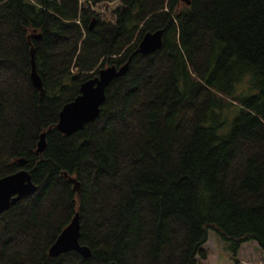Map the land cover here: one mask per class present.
Here are the masks:
<instances>
[{"label": "trees", "instance_id": "obj_1", "mask_svg": "<svg viewBox=\"0 0 264 264\" xmlns=\"http://www.w3.org/2000/svg\"><path fill=\"white\" fill-rule=\"evenodd\" d=\"M110 1L0 0V178L37 187L0 215V264H197L209 230L264 256V0H120L101 18ZM130 57L98 117L62 134L81 84ZM75 214L90 256L50 257Z\"/></svg>", "mask_w": 264, "mask_h": 264}, {"label": "water", "instance_id": "obj_2", "mask_svg": "<svg viewBox=\"0 0 264 264\" xmlns=\"http://www.w3.org/2000/svg\"><path fill=\"white\" fill-rule=\"evenodd\" d=\"M186 5L190 0H181ZM93 24L90 26L91 29ZM39 39V35L35 36ZM163 30L147 32L143 35L138 43V52L143 56H148L162 46ZM33 55V54H32ZM128 61L120 66H108L99 70L97 76L83 82L80 86V94L71 102L66 103L58 116L57 129L64 135L68 136L83 129V127L93 122L99 114V109L105 99L106 87L117 78L125 76L128 71ZM30 80L33 87L42 90V83L38 76L33 59L31 60ZM42 92V91H41ZM46 141L45 133L40 135L37 143V153L45 151ZM24 164L23 160L18 162ZM73 183L74 190L79 193V183L72 178H68ZM37 187L32 182L31 176L25 169L0 178V215L10 208L11 205L20 201L22 198L33 194ZM80 223L78 214L70 221L69 225L59 234L55 242L50 246L48 255L56 258L62 254L74 252L88 258L91 254L87 246L79 244ZM114 264V263H112Z\"/></svg>", "mask_w": 264, "mask_h": 264}, {"label": "rangeland", "instance_id": "obj_3", "mask_svg": "<svg viewBox=\"0 0 264 264\" xmlns=\"http://www.w3.org/2000/svg\"><path fill=\"white\" fill-rule=\"evenodd\" d=\"M120 4V0H111L107 4L97 6V13L101 18L113 20L111 12ZM229 132V124L221 130V135ZM205 259H197V264H264V256L259 247L254 242L244 243L236 256H232L226 251V245L217 235L209 230L207 241L203 245Z\"/></svg>", "mask_w": 264, "mask_h": 264}]
</instances>
